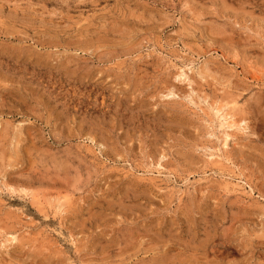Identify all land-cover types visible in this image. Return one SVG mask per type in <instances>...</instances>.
Segmentation results:
<instances>
[{
    "label": "rangeland",
    "instance_id": "374dc122",
    "mask_svg": "<svg viewBox=\"0 0 264 264\" xmlns=\"http://www.w3.org/2000/svg\"><path fill=\"white\" fill-rule=\"evenodd\" d=\"M0 264H264V0H0Z\"/></svg>",
    "mask_w": 264,
    "mask_h": 264
},
{
    "label": "bare ground",
    "instance_id": "6f19581e",
    "mask_svg": "<svg viewBox=\"0 0 264 264\" xmlns=\"http://www.w3.org/2000/svg\"><path fill=\"white\" fill-rule=\"evenodd\" d=\"M217 113H218V112H217ZM224 115H225V117H226V114H224ZM224 115H223V116H224ZM229 115H230V114H229ZM231 117H232V114H231ZM231 117H230V118H231ZM223 119H224V118H223ZM232 119H233V118H232ZM232 119H231V120H232ZM236 119H237V118H236ZM220 120H221V118H220ZM231 120H229L228 123H229ZM242 120H243V119H242ZM226 121H227V119H226ZM226 121H225V122H226ZM237 122H238V121H237ZM237 122H235V123H237ZM235 123H234V124H235ZM226 124H227V122H226ZM223 125H224V124H223ZM56 204H57V203H56Z\"/></svg>",
    "mask_w": 264,
    "mask_h": 264
}]
</instances>
